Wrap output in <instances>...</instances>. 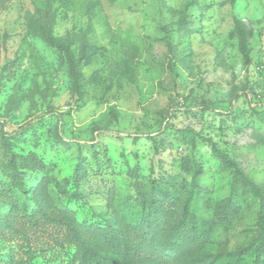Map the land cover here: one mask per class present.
Returning <instances> with one entry per match:
<instances>
[{
    "label": "rangeland",
    "instance_id": "1",
    "mask_svg": "<svg viewBox=\"0 0 264 264\" xmlns=\"http://www.w3.org/2000/svg\"><path fill=\"white\" fill-rule=\"evenodd\" d=\"M213 143L264 189V0L0 7V190L14 197L0 218L55 208L79 231L44 236V250L1 234L3 257L117 264L141 248L172 264H253L259 200Z\"/></svg>",
    "mask_w": 264,
    "mask_h": 264
},
{
    "label": "trees",
    "instance_id": "2",
    "mask_svg": "<svg viewBox=\"0 0 264 264\" xmlns=\"http://www.w3.org/2000/svg\"><path fill=\"white\" fill-rule=\"evenodd\" d=\"M10 0H0V7L5 8L6 3ZM237 30L241 39V51L246 60H250V53L247 44L246 31L240 22H238ZM47 39L52 45L60 47V43L52 34L47 36ZM233 111V106L230 108ZM230 111V112H231ZM227 111L226 113H228ZM47 114H56L60 124H62V116L58 112H49ZM38 118L32 119L23 125L12 130L4 131L5 137L13 138L23 134L31 126L35 124ZM212 149L215 155L232 170L236 181L244 188L249 189L259 200L258 210V225L259 230L256 238V245L254 248L253 264H264V189L253 179H251L244 171L242 166L227 152L221 150L216 144H212ZM0 198L3 201L12 203L14 201L13 194L7 187H2L0 190ZM78 229L65 222L55 208L49 209L46 212H41L37 209L26 213V215H12L9 218H0V235L9 233L16 239H24L28 246L33 247V242L40 250H44L46 246H50V241L44 242V236L48 235L58 244H63L65 241L72 240L78 235ZM13 247L9 248L8 256L3 257L0 254V264H19L17 263V255L13 253ZM91 258L98 259L96 253L89 254ZM101 258V257H100ZM117 264H172L170 259L165 255L151 250L139 249L132 254L131 260L126 257H120Z\"/></svg>",
    "mask_w": 264,
    "mask_h": 264
}]
</instances>
